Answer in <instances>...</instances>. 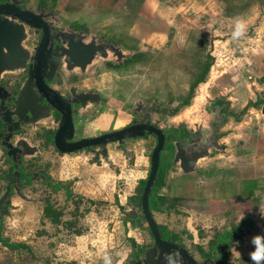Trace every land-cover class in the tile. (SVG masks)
<instances>
[{"label":"rangeland","instance_id":"374dc122","mask_svg":"<svg viewBox=\"0 0 264 264\" xmlns=\"http://www.w3.org/2000/svg\"><path fill=\"white\" fill-rule=\"evenodd\" d=\"M168 1L170 0L167 3ZM176 1L184 4L188 2L172 0L169 4ZM190 1L189 7L179 11L178 15L173 12L175 25L167 28L160 21L154 24V27L162 29L158 30L157 35L148 34L146 42L139 43L137 49H125L128 57L122 62L99 59V64H96L98 66L91 73L82 75L79 69L66 74L61 67L60 73L66 84L74 72L78 73L76 75L80 79L89 76V83L90 76L91 79L101 80L104 86H109L108 91L113 89L114 99L118 100L116 101L120 106L124 104L128 107L133 115L131 120L142 115V111L134 110L136 103L141 100L142 108H158L149 116L152 122L161 126H164L166 119L170 121L175 109H178L179 114L189 106L184 113L186 117L204 120L207 114L202 110L211 106L217 112V100H227L230 102L233 124L231 128L228 125L223 133H237L239 130L235 126L238 121L233 119L235 114L238 113L243 119L249 108L258 112L262 108L260 99L255 101L256 104L248 106L247 110L243 105L253 100L251 96L254 99L258 94L263 96L264 85L258 79L264 73V0ZM25 2L27 7L35 10L42 6L45 11H53L58 20L55 24L59 28L75 26V22L83 21L89 11L84 0ZM75 2L81 4H74ZM157 13L158 20L162 21L171 14L165 10ZM131 22L132 17H125L122 23L120 21L119 24L104 27L102 38L129 44L131 38L127 34V26ZM238 23H242L243 27L237 36L234 33ZM204 72L207 73L206 80L196 86L190 104H184L183 100L191 84ZM250 74L252 78L248 77ZM252 80L256 82L253 85ZM75 83L83 84V81ZM248 83L251 88L247 86ZM68 86L69 84L67 88ZM62 87L67 90L65 85ZM213 117L216 118L214 115ZM121 125V122L118 123V128ZM234 137L224 145L232 148V153L238 144L236 141L241 139L235 135ZM165 156V152H162L161 168ZM68 157L71 159L70 164H78L82 169L89 166L85 151L72 153ZM111 168L112 164H106L102 168L94 166V170L87 172L93 171L90 174L66 180V183L82 180L76 188L77 192L89 186L94 187L84 190L86 194L72 193V196H68L63 190L48 191L41 187L39 181L34 188L31 187L32 195L39 202H23L22 208L4 215L0 226V233L4 238L15 243L22 241L26 246L9 248L0 239V264H114L125 256L129 251L126 246V243L129 246V241L124 237L126 231L131 229V233H135L132 224L126 226L127 230L120 224L122 213L116 204L119 193H123L125 181L114 174H107ZM90 179L92 183L83 188ZM97 179L102 183L101 188H98ZM163 193L166 194V190ZM157 217L159 221L165 222V214L158 213ZM143 225L142 233L136 232L146 246L151 237L148 225ZM249 240L251 242V238ZM134 259V251H130L125 264H133Z\"/></svg>","mask_w":264,"mask_h":264},{"label":"water","instance_id":"95a60500","mask_svg":"<svg viewBox=\"0 0 264 264\" xmlns=\"http://www.w3.org/2000/svg\"><path fill=\"white\" fill-rule=\"evenodd\" d=\"M41 31V39L32 48L25 45L30 36V30ZM128 55L120 44L113 41H100L98 34L88 33L84 28L57 29L53 22L46 19L43 13H36L33 9L21 5L19 0H7L0 3V89L10 87L7 101L4 102L0 94V148L5 151L8 163L2 164L0 178L21 183L38 182L40 171V155H37V145H32L24 137H19L22 125L33 127L40 124L46 131L49 118L54 117V127L47 137L62 153H75L92 146H99L93 150V155L86 159L90 165L103 166L113 164L109 145L116 144L125 151L128 140H136L146 135L156 137V145L150 153V169L141 194V214L144 223L148 225L154 243L148 247L141 257L143 264H170L169 254L175 258L179 256V264H197L190 253L182 246L163 238L157 221L152 215L150 198L156 186L157 175L161 164V153L170 152L168 147L174 145L171 165L177 164L184 174L193 173L199 161L208 157L212 147H218V142L204 144L207 131L211 127H202V122L192 121V127L187 126L185 134L191 136L187 143L180 140L171 141L165 133L170 121L166 119L164 126L150 120H137L120 128L107 131L95 136L76 138L75 133H82L81 127L89 120L97 117L103 108L100 93L79 89L78 84H71L68 96H64L55 88L54 82L58 68L61 65L66 74L79 69L85 73L87 69L99 59H111L120 63ZM5 69V70H4ZM26 71V72H21ZM6 73L8 76L4 77ZM26 75L22 80V76ZM22 80V81H21ZM19 86V87H18ZM18 90L15 97L14 93ZM13 99V101L11 100ZM13 103V108L8 106ZM96 105L94 114L87 109ZM143 102L136 103L135 111L141 112ZM264 113V104L262 106ZM146 116V115H145ZM144 116V117H145ZM14 133L17 137L12 141ZM84 133V132H83ZM14 184L7 187L5 195H10ZM18 193L19 187L15 185ZM6 204L15 207L8 198ZM3 205L0 199V207ZM122 217L120 224L124 229V218L133 217L137 210L128 206L120 207ZM130 224V221H129ZM128 223L127 225L130 226ZM130 232V229H129Z\"/></svg>","mask_w":264,"mask_h":264},{"label":"crops","instance_id":"0c3cea01","mask_svg":"<svg viewBox=\"0 0 264 264\" xmlns=\"http://www.w3.org/2000/svg\"><path fill=\"white\" fill-rule=\"evenodd\" d=\"M85 4L88 6L89 11L85 14L83 21L74 24L75 26H68L72 29H82L84 28L88 33L98 34V39L100 41H113L108 38L103 37V28L124 20L125 17H132V22L128 24V36H130V43L125 45L123 42H115L120 44L124 50H130L129 48L135 49L137 45L142 42H146V37L148 34L157 35L158 30L162 28L154 27L159 21L160 23H165L167 28H171L174 24V15L173 12L177 13L191 4V1L188 0L187 3H179L178 1L172 2V0H84ZM166 2V3H165ZM178 3V5H177ZM74 4H81L80 2ZM189 7V6H188ZM167 11L171 13L163 19L158 20V11ZM157 11V12H156ZM174 17V18H173ZM168 18V19H167ZM159 28V29H158ZM164 31V29H163ZM161 33V32H159ZM163 34V33H162ZM164 34H166L164 32ZM161 44H164L163 41H160ZM137 49V48H136ZM111 60V59H108ZM96 61L91 65L86 73H91L94 67L99 64ZM91 75V74H90ZM264 73L260 76L262 77ZM252 78L250 74L248 76ZM89 76L83 79V84L81 85L82 89L97 91L103 97V108L100 114L94 119V124L99 130H109L110 128H118V123H122V126L127 125L132 118V113L127 106L117 102V99H114L113 89L104 86L101 80L91 79L90 83L87 80ZM206 80V79H205ZM204 80V81H205ZM264 85V80L261 78L258 79ZM201 81L199 84L204 83ZM256 83L252 80V85ZM251 84L248 83V87L251 88ZM109 85V84H108ZM243 85V84H241ZM245 87V86H244ZM264 89V87H263ZM107 90V91H106ZM250 97L256 101L258 99L264 100V91L263 96L256 95ZM260 98H259V97ZM117 100V101H116ZM249 102V101H248ZM246 102L243 108L248 104ZM218 111L216 108L209 106L203 111L204 114H207V117L204 120L198 119L196 117L190 118L184 115L185 111L188 109L187 106L179 114H171L170 124L177 127L180 124L192 127V121L202 122V127H211L215 124L213 131L217 133L218 144L216 147L217 152H211V154L201 159L197 165L196 170L191 174H186L189 177L185 179L183 176L184 173L181 169L176 167V165H171L169 176L166 177V180H169L172 185L173 191L180 196L181 198H186L190 202V205L196 206V199L202 198L204 208L206 209L205 213L208 214V217H211L216 211L218 216L221 212L232 209L235 207V216L234 218H240L244 212L253 211V208L259 207L262 212L264 211V113L261 111H255L251 108H247L248 113H245V118L241 119V116H238L233 119L238 121L237 127L238 132L231 135L230 133L225 134L223 130L233 124L232 120V110L229 106V101L227 100H217ZM264 102L261 103L263 106ZM189 105V104H186ZM250 106V105H249ZM94 106H90L87 109V112L93 109ZM215 112V113H214ZM217 114V115H216ZM213 115L216 117L214 119ZM248 116V117H247ZM231 117V118H230ZM211 128L208 129L207 133L210 132ZM241 128V130H240ZM234 135L236 138H241L236 141L234 152L230 151L228 147H225V144H228L231 137ZM235 138V137H234ZM40 142V141H38ZM156 137L154 135H146L136 140H128L125 144V151L119 149L116 144H110V152L112 156V168L110 171H107V174L119 176L125 181L123 187V193L118 195V205L117 207L127 206V203L131 196L135 195L138 192V187L140 182L146 180L149 169H150V153L156 145ZM233 146V145H232ZM233 150V149H232ZM213 151V150H212ZM231 152V153H229ZM227 153L229 157L227 158ZM72 153H64L63 155L56 154L55 156H49L50 159L54 158L55 162H58L55 167L51 168V173L53 176L62 182L66 183V180L75 177L83 176L89 170H94V166L89 165L88 167L80 168L78 164H70V156ZM75 154V153H74ZM232 154V155H231ZM120 158V161H119ZM118 159V161L116 160ZM234 163L231 162V161ZM60 161V162H59ZM167 162V161H166ZM236 163V164H235ZM167 164V163H166ZM161 165V164H160ZM105 166V165H104ZM102 166V167H104ZM119 166V168H117ZM96 167V166H95ZM96 167V168H102ZM89 168V169H88ZM98 170V169H97ZM220 175H223L221 177ZM165 176V174H164ZM165 178V177H164ZM82 180H77L73 183V189L76 190L77 186L80 185ZM92 180L83 185L86 188V185L91 184ZM98 183V188L102 184L99 179L96 180ZM94 187L89 186L87 189H79L77 193L86 194L84 190H91ZM165 190V185H163L161 191ZM193 199V201L191 200ZM196 200V201H197ZM258 208V209H259ZM208 209V210H207ZM216 214V215H217ZM131 234V229L130 233ZM129 251L126 252L125 256H122L121 259H118L114 264H125L126 259L129 255L131 249L127 245ZM92 261H88L91 263ZM102 264V263H101Z\"/></svg>","mask_w":264,"mask_h":264},{"label":"flooded vegetation","instance_id":"af4514ba","mask_svg":"<svg viewBox=\"0 0 264 264\" xmlns=\"http://www.w3.org/2000/svg\"><path fill=\"white\" fill-rule=\"evenodd\" d=\"M7 0H0L4 2ZM21 5L26 6L25 0H19ZM32 9V8H31ZM36 13H43L46 15V19L53 22V25L56 26L55 22L56 17L53 11L48 10L45 11L44 8L41 6L39 10L33 9ZM65 29L64 27H60V29ZM41 39V31L35 32L33 29L30 30V36L25 41V45L29 48L34 47ZM61 65L58 68L57 74L55 76L54 82L52 83L53 88L59 91L64 96H68V88L71 84H74L77 81H83L80 79L78 73H72V77L70 81L67 83L69 84L68 88L66 84L65 78L62 77L60 73ZM5 70V69H4ZM26 72V71H21ZM72 72V71H71ZM86 73V72H85ZM85 73H81L85 74ZM80 74V73H79ZM4 77L8 75L6 73L3 74ZM26 75L22 76V80H24ZM21 80V81H22ZM82 85V83H80ZM78 84L79 89L81 85ZM67 90H63V87ZM19 87V86H18ZM83 90V89H82ZM85 90V89H84ZM10 87H1L0 94L4 96L3 100L6 103L7 101V93H9ZM88 91H94L91 88H88ZM18 93V90L14 93L15 97ZM98 93V92H97ZM101 95V94H100ZM102 102L103 97L101 96ZM13 101V99H11ZM10 108H13V103H8ZM93 109L90 111V115L94 114L96 110V105H93ZM142 115L135 120H130L129 123L136 122L138 119L145 121L150 120L151 118L149 114L158 110V108H142ZM178 112V111H177ZM175 112V113H177ZM174 111L171 114H175ZM146 115V116H145ZM133 116V115H132ZM145 116V117H144ZM96 118V117H95ZM94 118V119H95ZM94 119L87 121L82 127V133H75V137H83L84 136H95L101 133L111 131L117 128H110L109 130H99L96 125L94 124ZM48 127L50 130H45L40 124L33 127L31 125H22L21 133L18 136L24 137L28 140L32 145H37V151L35 152L37 155H40V166L39 169L42 173L38 174V181L43 189L48 191L54 190H63L68 193V196H72L73 194H77L76 190L73 189V183L75 181H70L68 183L62 182L57 180L53 174L51 173V168L55 167L56 164L54 158L50 159L49 156L52 157L56 154L63 155L64 153L57 150V148L52 144L50 138L47 137L49 131H52L54 127V117H50ZM152 122V121H151ZM154 123V122H153ZM156 124V123H155ZM161 126V125H160ZM163 127V126H162ZM215 124H213L210 132L207 135V139L202 141L204 144H212L218 140L217 133H215L214 128ZM187 128L186 125L180 124L179 126L175 127L169 124L168 128H165V133L171 137V141L174 142L176 140H180L182 144L185 145L187 143L188 138H192L191 136H187L185 134V129ZM1 129V128H0ZM84 132V133H83ZM17 137L14 133L12 141ZM40 141V142H38ZM99 146H92L88 148V150L83 149L80 152L85 151V157L88 159L93 155V150L98 149ZM170 152L165 153L164 161L162 163V168L160 165L157 180L163 182L165 185L166 194L161 192V188L153 192L150 198V208L152 215L154 216L155 220L158 223L160 230L162 231L163 238L174 243L179 244L180 246L184 247L190 255L194 258L197 264H252L249 252L253 250V245L250 242V238L255 235H262L264 236V211L262 212L261 208L258 206L253 208V211H248L247 213L244 212L240 218H234L235 216V207H232L230 210H226L221 212L220 216L219 213L215 211L211 217H208V214L205 213L206 209L204 208L202 198L200 197L196 202V206L190 205V202L186 198H181L178 196L175 191H173L172 185L169 180H166V177L169 176L171 161L173 158V151L174 145L171 143L168 147ZM212 153L216 151V147H212ZM77 153V152H75ZM50 156V157H51ZM7 156L5 151L1 150L0 148V174L2 173L4 163L5 165L8 163L6 161ZM167 161V162H166ZM87 163V162H86ZM167 163V164H166ZM88 164V163H87ZM90 165V164H88ZM173 167L176 169L178 166ZM96 167H102L97 165H92ZM104 166V165H103ZM179 167V166H178ZM177 167V168H178ZM165 174V176H164ZM185 179L189 176L184 174ZM165 177V178H164ZM37 182H30L25 181L24 179L21 180V183H16L15 181H10L9 179L6 180L4 178H0V199L3 205L0 207V226L2 224V220L4 219V215H8L9 211L16 210L22 208L23 202L29 203H38L39 200L32 195L33 190L31 187H35ZM10 184H14L10 190V195H5L7 191V187ZM15 185L19 187V192L16 190ZM143 190V189H142ZM168 192L170 194H168ZM141 194L142 191L138 192L131 196L127 206L130 208H134L137 210V214L131 213L133 217L124 218V224L127 226V223L132 224V229H134L135 234H129L130 232L126 231L125 239L129 241V247L131 252L137 253V258L139 264L142 263V255L144 257V253L146 249L153 245L154 237L148 228L149 235L151 237V241L148 245H143L142 240L137 237L138 233H142V227L144 226V218L141 214ZM8 198L11 199L12 203L15 207H11L10 204H6ZM17 200V201H16ZM193 201V199H191ZM119 203V202H118ZM259 208V209H258ZM11 209V210H10ZM208 210V209H207ZM264 210V209H263ZM162 213L165 214V222L159 221L157 214ZM217 214V215H216ZM243 219L240 221V219ZM1 228V227H0ZM127 230V229H126ZM136 231H139L138 233ZM1 232V231H0ZM136 235V236H135ZM134 236V237H132ZM0 239L2 242L9 248H16L26 246L24 242L15 243L10 241V239L4 238L0 233ZM15 243V244H14ZM131 245V246H130ZM136 255V254H135Z\"/></svg>","mask_w":264,"mask_h":264},{"label":"clouds","instance_id":"9594fccd","mask_svg":"<svg viewBox=\"0 0 264 264\" xmlns=\"http://www.w3.org/2000/svg\"><path fill=\"white\" fill-rule=\"evenodd\" d=\"M243 27L242 23L237 24V31L234 35H240V30ZM264 216V215H262ZM243 217L240 219V221ZM251 244L254 246L253 250L249 252V257L252 264H264V236L255 235L251 238ZM167 259L170 261V264H179V256L176 254L173 258L172 254H169Z\"/></svg>","mask_w":264,"mask_h":264},{"label":"trees","instance_id":"16d2710c","mask_svg":"<svg viewBox=\"0 0 264 264\" xmlns=\"http://www.w3.org/2000/svg\"><path fill=\"white\" fill-rule=\"evenodd\" d=\"M209 66V65H208ZM207 66V67H208ZM209 69H210V66H209ZM206 72H204V73H202V74H200V75H198V77H196V79L193 81V83L191 84V87L189 88V91H188V93H187V95H186V98L183 100V103L184 104H190V102H191V100H192V98H193V96H194V92H195V88H196V86L201 82V81H204L205 80V78H206ZM261 80H264V75L262 76V78H261ZM258 100H256V102H257ZM256 102L255 101H250L249 103H248V105H246V107L247 106H249V105H254V104H256ZM264 102V100L262 101L261 100V103H263ZM245 107V108H246ZM245 110V109H244ZM178 111V109H175V111H174V113L175 112H177ZM236 115V117H238V113H236L235 114ZM144 184H145V180H143V181H141L140 182V186L138 187V190L141 192L142 191V189H143V186H144ZM162 187V182L159 180H157L156 181V186H155V188H154V191H156V190H159L160 188ZM153 191V192H154ZM155 193V192H154ZM137 253H138V251H136ZM137 253H134V254H136L135 255V259H134V261H133V264H139V262H138V258H137Z\"/></svg>","mask_w":264,"mask_h":264}]
</instances>
